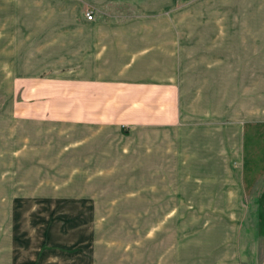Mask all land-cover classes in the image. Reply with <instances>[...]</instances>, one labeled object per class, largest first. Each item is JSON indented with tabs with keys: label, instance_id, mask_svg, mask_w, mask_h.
<instances>
[{
	"label": "crops",
	"instance_id": "0c3cea01",
	"mask_svg": "<svg viewBox=\"0 0 264 264\" xmlns=\"http://www.w3.org/2000/svg\"><path fill=\"white\" fill-rule=\"evenodd\" d=\"M48 1L42 8L43 0H0V43L14 46L3 50L6 60L40 62L46 79L35 92L47 101L35 106L66 125L60 149L69 170L81 174L74 177L84 180L72 194L106 197L84 174L90 181L124 174L141 154L170 155L176 148L182 190L201 198L197 190L219 187L217 172H233L229 152L243 137L215 108L218 78L235 76L239 62L244 76L255 75L247 62H264L262 0ZM29 4L36 6L28 10ZM28 12L38 19L28 24ZM132 188L119 181L111 193L126 198Z\"/></svg>",
	"mask_w": 264,
	"mask_h": 264
},
{
	"label": "rangeland",
	"instance_id": "374dc122",
	"mask_svg": "<svg viewBox=\"0 0 264 264\" xmlns=\"http://www.w3.org/2000/svg\"><path fill=\"white\" fill-rule=\"evenodd\" d=\"M35 13L28 12V24ZM13 47L0 43V264H264V62H247L255 75L242 74L243 62L235 76L219 75L215 108L243 137L229 152L233 172H217L219 187L197 190L201 198L182 190L176 148L132 158L124 174L95 181L84 174L107 195L79 198L72 193L84 180L60 149L66 125L35 106L47 101L35 92L46 79L40 62L4 59ZM32 47L28 41V54ZM119 181L136 186L134 194L114 199Z\"/></svg>",
	"mask_w": 264,
	"mask_h": 264
},
{
	"label": "built area",
	"instance_id": "2783aa9c",
	"mask_svg": "<svg viewBox=\"0 0 264 264\" xmlns=\"http://www.w3.org/2000/svg\"><path fill=\"white\" fill-rule=\"evenodd\" d=\"M92 18H93L92 13H87V14H86V19H87V20H92Z\"/></svg>",
	"mask_w": 264,
	"mask_h": 264
}]
</instances>
